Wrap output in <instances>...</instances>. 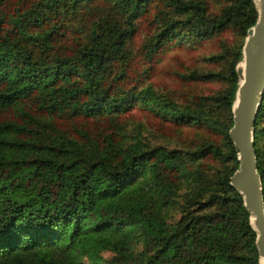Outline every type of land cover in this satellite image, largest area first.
Here are the masks:
<instances>
[{
  "label": "trees",
  "instance_id": "obj_1",
  "mask_svg": "<svg viewBox=\"0 0 264 264\" xmlns=\"http://www.w3.org/2000/svg\"><path fill=\"white\" fill-rule=\"evenodd\" d=\"M255 16L253 0H0V264H258L228 134ZM143 18L146 74L158 51L226 31L206 56L217 69L179 73L220 87L181 102L138 88L127 45ZM137 102L209 136L181 149L108 132L89 147L46 129ZM252 142L264 200V90ZM132 229L142 249L131 254L120 232Z\"/></svg>",
  "mask_w": 264,
  "mask_h": 264
},
{
  "label": "rangeland",
  "instance_id": "obj_2",
  "mask_svg": "<svg viewBox=\"0 0 264 264\" xmlns=\"http://www.w3.org/2000/svg\"><path fill=\"white\" fill-rule=\"evenodd\" d=\"M146 20V18L141 19L136 32L127 45L131 56L129 59V67L133 69L139 79L136 84L138 88L148 84L158 91L166 92V90H168V94H170L173 99L181 102L183 98L186 99L195 94H209L220 87L218 81L206 82L188 80L180 77L179 73L192 68L199 70L217 69L219 66L218 63L206 59V56L221 52L223 43L221 36L225 35L226 31L221 35L217 34L212 37L203 38L198 43H180L158 51L155 54L158 60L151 62L152 66L148 70V74H146L147 61L142 56L143 54L140 47L149 29V27L146 26ZM150 30L152 32L153 27H151L149 31ZM146 76L148 77L146 78ZM105 116L106 115L102 114L72 122L48 119L51 128L47 127L46 129L50 133H55V136L66 134L67 136L76 138L78 139V143H82L89 147H93L95 143L94 140L108 132H111L114 140L119 139L123 142H130L134 139H141L149 144H162L168 148L175 147L181 149L192 148L195 144L203 140L205 141L209 136V134L201 128L196 129L191 126L176 125L169 121L162 120L148 108L138 104V102L124 112L111 115L112 117ZM213 139L215 140L214 137ZM139 181H143L142 176L139 178ZM174 214L175 213H173V215ZM121 233L124 234L123 236L128 241L127 250L129 253L132 254L142 249V236L138 230L132 229L129 233L124 231L120 232V234ZM111 255L112 252L108 249L99 251L100 261L109 259Z\"/></svg>",
  "mask_w": 264,
  "mask_h": 264
},
{
  "label": "water",
  "instance_id": "obj_3",
  "mask_svg": "<svg viewBox=\"0 0 264 264\" xmlns=\"http://www.w3.org/2000/svg\"><path fill=\"white\" fill-rule=\"evenodd\" d=\"M253 2L255 20L245 30L241 56L235 64L237 82L228 134L236 150L237 166L229 182L240 193L242 204L249 212L257 262L264 264V206L252 142L253 122L264 90V0Z\"/></svg>",
  "mask_w": 264,
  "mask_h": 264
}]
</instances>
